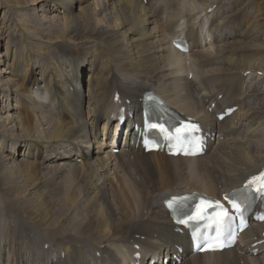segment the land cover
I'll return each mask as SVG.
<instances>
[{
  "label": "bare ground",
  "instance_id": "6f19581e",
  "mask_svg": "<svg viewBox=\"0 0 264 264\" xmlns=\"http://www.w3.org/2000/svg\"><path fill=\"white\" fill-rule=\"evenodd\" d=\"M2 39L0 264H264V222L192 253L162 203L264 166V0H0ZM147 90L199 123L203 154L143 150Z\"/></svg>",
  "mask_w": 264,
  "mask_h": 264
},
{
  "label": "snow or ice",
  "instance_id": "6c2138e0",
  "mask_svg": "<svg viewBox=\"0 0 264 264\" xmlns=\"http://www.w3.org/2000/svg\"><path fill=\"white\" fill-rule=\"evenodd\" d=\"M149 128H157L162 134H165V139L172 142L175 141L178 145V152L184 155H195L196 151H199V137L195 134L199 131V126L191 123L190 121L187 123L182 124L180 127L175 129V134H168V130L165 129L163 126H158L156 124L148 125ZM193 148L196 151H193ZM257 181L260 182L259 186L256 188V194L260 195L264 198V172L260 173L257 177H252L245 186L246 192H251L252 185ZM181 198H173V203H179ZM247 200V197H245ZM232 203V207L235 209L236 213L239 215L241 219V225L239 227L246 226L244 224V213L246 210L245 208L242 210V206L240 203H236L235 201H230ZM208 209H214L215 215L208 216ZM178 211V215H182L183 213ZM205 218L211 219L215 224V237H209L206 243L209 244L211 250H215L217 246L224 247L225 245L221 243V237L223 236L224 225L234 221V217L230 216L228 210L220 204L219 201H211V200H202L201 204L196 206L195 212L188 217V220H204ZM264 219V217H260ZM181 223H187V220H180ZM203 235V234H201ZM231 241L235 242V230L229 233ZM195 239V237H194ZM197 250H200L198 247Z\"/></svg>",
  "mask_w": 264,
  "mask_h": 264
},
{
  "label": "rangeland",
  "instance_id": "374dc122",
  "mask_svg": "<svg viewBox=\"0 0 264 264\" xmlns=\"http://www.w3.org/2000/svg\"><path fill=\"white\" fill-rule=\"evenodd\" d=\"M145 1V0H144ZM6 40L7 39H2L1 41H0V53H3L4 51H5V48H4V45L6 44ZM90 67L89 66H87V65H85V66H83L82 68H80V70H79V72H78V77H77V81L79 82V84H78V89L80 90V91H82V92H86V90H87V85H88V83H89V78H88V80H87V76H88V74H89V72H90ZM245 75H246V77L248 76V71L245 73ZM255 75L257 76V77H263L264 78V74H262V71H260V70H258V71H256V73H255ZM191 77V74L189 75V78ZM219 97V96H218ZM86 98H85V103H86ZM2 104V102L0 101V105ZM211 106H213V105H211ZM210 110V109H209ZM116 119H112V121H111V123H110V125L115 121ZM113 125V124H112ZM110 126V129H109V133H108V136L107 137H104V138H106V140H103L104 142H106V143H109L110 141H111V134H112V130L114 129V127L113 126ZM120 131H121V129H120ZM115 132H113V134H114ZM119 136H120V139H119V141H118V144H116V145H113L112 147L113 148H116V149H118L119 150V148H120V144H121V142H122V137H123V130H122V133H119ZM100 138H102V136L100 135ZM9 149V148H8ZM108 149V148H107ZM113 151V150H112ZM17 153L19 154V152H16V153H14V155L15 156H17ZM148 264V263H147ZM259 264H261V262L259 263Z\"/></svg>",
  "mask_w": 264,
  "mask_h": 264
}]
</instances>
